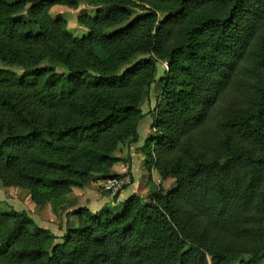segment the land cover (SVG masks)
<instances>
[{"label":"trees","instance_id":"1","mask_svg":"<svg viewBox=\"0 0 264 264\" xmlns=\"http://www.w3.org/2000/svg\"><path fill=\"white\" fill-rule=\"evenodd\" d=\"M87 1L90 12L77 19L87 34L78 39L49 14L76 0H0V63L22 69H0V182L44 207L93 173L118 178L115 153L138 140V104L160 59L166 109L146 142L145 167L176 185L133 195L120 212L73 210L57 244L27 214L0 212V264H257L264 0ZM46 60L53 65L41 67ZM230 90L238 96L218 125L222 138L209 146L197 135Z\"/></svg>","mask_w":264,"mask_h":264},{"label":"rangeland","instance_id":"2","mask_svg":"<svg viewBox=\"0 0 264 264\" xmlns=\"http://www.w3.org/2000/svg\"><path fill=\"white\" fill-rule=\"evenodd\" d=\"M76 1L77 6L74 9L66 6H54L49 14L53 19H62L66 24V30L73 37L81 39L86 36L87 31L77 24V19L80 14L90 12L91 7L87 0ZM157 15L161 16L162 13L157 12ZM101 51L98 48L96 49L97 53H101ZM147 58V55L140 57L139 62L143 63ZM52 65L53 63L48 60L40 64L41 67ZM0 69L10 70L17 75L22 73L20 67L13 65L0 63ZM152 71L153 83L149 88L143 89L142 97L138 104V109L144 115V119L138 127L137 144L119 146L115 155L121 161L111 168V173L116 174L118 179L129 177L130 180V184L118 192V197L122 195L118 202L113 200L114 197L104 190L103 182L105 180L100 179L101 175L93 173L82 188H72L70 195L44 207H37L33 204L28 191L20 188H6L0 182V212H23L27 214L33 219L38 228L45 229L52 234L56 238L54 244H57L60 243L65 235L67 221L65 213L67 209L85 208L89 213H96L107 207L114 212H120L124 201L133 195L145 198L147 195L162 194L175 188L174 178L161 179L153 166L149 170L145 167L146 142H151L155 138L156 129L154 123L156 116L159 111L166 109L165 103L161 98V79L168 72L167 63L157 59L152 65ZM237 96L230 90L220 97L197 135L200 140H204L210 146L222 138L223 133L218 129V125L223 122L225 111ZM153 146L154 144L151 145V149ZM69 220H73V218L70 217ZM257 264H264V257L260 258Z\"/></svg>","mask_w":264,"mask_h":264},{"label":"built area","instance_id":"3","mask_svg":"<svg viewBox=\"0 0 264 264\" xmlns=\"http://www.w3.org/2000/svg\"><path fill=\"white\" fill-rule=\"evenodd\" d=\"M130 184L129 177H122L121 179L113 178L107 179L103 182L104 190L109 193L112 197L118 194L123 187Z\"/></svg>","mask_w":264,"mask_h":264},{"label":"crops","instance_id":"4","mask_svg":"<svg viewBox=\"0 0 264 264\" xmlns=\"http://www.w3.org/2000/svg\"><path fill=\"white\" fill-rule=\"evenodd\" d=\"M139 143V142H138ZM137 144V143H136ZM140 146V145H139ZM132 167V166H131ZM122 195H120L119 197H118V199H117V202H118V200H119V198L121 197ZM72 210H74V209H67L66 210V213L65 214H67V213H69V212H71Z\"/></svg>","mask_w":264,"mask_h":264}]
</instances>
